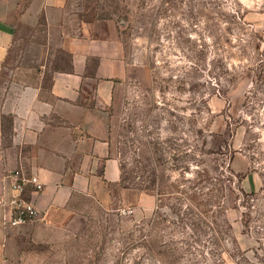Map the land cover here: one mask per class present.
Masks as SVG:
<instances>
[{
  "label": "rangeland",
  "instance_id": "rangeland-1",
  "mask_svg": "<svg viewBox=\"0 0 264 264\" xmlns=\"http://www.w3.org/2000/svg\"><path fill=\"white\" fill-rule=\"evenodd\" d=\"M76 6L115 22L151 83L109 106L120 182L32 244L41 264H264V0ZM40 28L18 26L5 73L40 70Z\"/></svg>",
  "mask_w": 264,
  "mask_h": 264
},
{
  "label": "crops",
  "instance_id": "crops-1",
  "mask_svg": "<svg viewBox=\"0 0 264 264\" xmlns=\"http://www.w3.org/2000/svg\"><path fill=\"white\" fill-rule=\"evenodd\" d=\"M77 1L0 0V198L10 197L15 169L43 183L23 194L36 219L9 226L0 205V264H41L32 244L64 223L78 198L107 197L120 182L109 106L151 83L149 64L125 52L115 22L86 19ZM18 26L45 36L40 70L20 80L5 73Z\"/></svg>",
  "mask_w": 264,
  "mask_h": 264
},
{
  "label": "built area",
  "instance_id": "built-area-1",
  "mask_svg": "<svg viewBox=\"0 0 264 264\" xmlns=\"http://www.w3.org/2000/svg\"><path fill=\"white\" fill-rule=\"evenodd\" d=\"M11 195L8 198H0V205L5 209L4 221L9 226H17L32 221L38 217L39 211L33 200L23 194L31 187L33 192L43 189V183L35 175H27L19 169L11 172Z\"/></svg>",
  "mask_w": 264,
  "mask_h": 264
}]
</instances>
